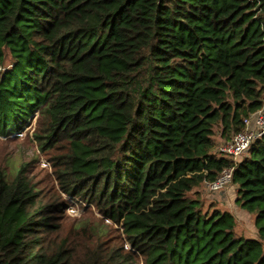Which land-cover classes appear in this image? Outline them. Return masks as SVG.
<instances>
[{"label":"trees","instance_id":"obj_1","mask_svg":"<svg viewBox=\"0 0 264 264\" xmlns=\"http://www.w3.org/2000/svg\"><path fill=\"white\" fill-rule=\"evenodd\" d=\"M8 56L0 135L37 111L59 189L100 218L68 228L26 164L0 167V264H264V135L217 149L264 107V0H0ZM231 167L256 237L205 203Z\"/></svg>","mask_w":264,"mask_h":264},{"label":"rangeland","instance_id":"obj_2","mask_svg":"<svg viewBox=\"0 0 264 264\" xmlns=\"http://www.w3.org/2000/svg\"><path fill=\"white\" fill-rule=\"evenodd\" d=\"M10 63L11 60L8 56L5 59L4 65L0 64V72L3 70L2 68L9 66ZM26 121L20 131L0 135V167L26 164V175L32 178L34 184L42 191L43 200L49 203L57 202L61 204L56 216L61 217L68 228L80 220H99L100 215L93 205L87 204L78 198H70L59 189V185L53 174L52 163L53 156L60 153L61 146L58 144V146L56 145L51 149L42 151L37 146V139L34 137L36 133L40 135L45 134L47 126L45 118L35 111L32 117ZM219 141V139L216 140L217 143ZM247 154L245 153L242 156L245 157ZM229 189L227 193L219 191L220 195H212L203 187L202 191L205 196V203L213 201L220 209L229 210L235 218V229L237 232L246 237H256L257 229L254 223V215L243 211L236 205L234 200L235 188L232 186ZM70 205L75 206L72 207L71 213L68 209ZM105 222L109 225L107 236H116L117 233H120L122 237L121 231L117 228L118 226H112L107 220ZM124 248L127 249V246Z\"/></svg>","mask_w":264,"mask_h":264},{"label":"built area","instance_id":"obj_3","mask_svg":"<svg viewBox=\"0 0 264 264\" xmlns=\"http://www.w3.org/2000/svg\"><path fill=\"white\" fill-rule=\"evenodd\" d=\"M264 135V107L260 108L250 117L245 119L244 128L235 133L229 141H223L217 147L218 151L228 154L233 161H237L246 151L250 144L258 137ZM233 167L221 171L214 181L207 183L209 190L221 191L229 187L232 178ZM74 205L68 207L70 213Z\"/></svg>","mask_w":264,"mask_h":264},{"label":"crops","instance_id":"obj_4","mask_svg":"<svg viewBox=\"0 0 264 264\" xmlns=\"http://www.w3.org/2000/svg\"><path fill=\"white\" fill-rule=\"evenodd\" d=\"M229 188H230V187H229ZM229 188H228V189H229ZM229 190H230V189H229ZM227 192H228V191H226V193H227ZM226 193H225V194H226Z\"/></svg>","mask_w":264,"mask_h":264},{"label":"clouds","instance_id":"obj_5","mask_svg":"<svg viewBox=\"0 0 264 264\" xmlns=\"http://www.w3.org/2000/svg\"><path fill=\"white\" fill-rule=\"evenodd\" d=\"M222 191V190H221ZM224 191V190H223Z\"/></svg>","mask_w":264,"mask_h":264},{"label":"water","instance_id":"obj_6","mask_svg":"<svg viewBox=\"0 0 264 264\" xmlns=\"http://www.w3.org/2000/svg\"><path fill=\"white\" fill-rule=\"evenodd\" d=\"M223 191V190H222Z\"/></svg>","mask_w":264,"mask_h":264}]
</instances>
